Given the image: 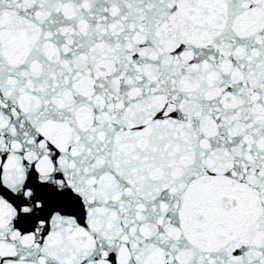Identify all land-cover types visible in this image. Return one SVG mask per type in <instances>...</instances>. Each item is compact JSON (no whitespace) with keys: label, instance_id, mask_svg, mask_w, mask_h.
<instances>
[{"label":"snow or ice","instance_id":"obj_1","mask_svg":"<svg viewBox=\"0 0 264 264\" xmlns=\"http://www.w3.org/2000/svg\"><path fill=\"white\" fill-rule=\"evenodd\" d=\"M0 264H264V0H0Z\"/></svg>","mask_w":264,"mask_h":264}]
</instances>
